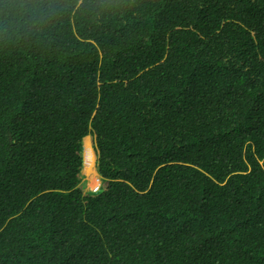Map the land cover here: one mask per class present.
Wrapping results in <instances>:
<instances>
[{
	"label": "trees",
	"instance_id": "trees-1",
	"mask_svg": "<svg viewBox=\"0 0 264 264\" xmlns=\"http://www.w3.org/2000/svg\"><path fill=\"white\" fill-rule=\"evenodd\" d=\"M108 2L0 24V264H264V0Z\"/></svg>",
	"mask_w": 264,
	"mask_h": 264
},
{
	"label": "clouds",
	"instance_id": "clouds-1",
	"mask_svg": "<svg viewBox=\"0 0 264 264\" xmlns=\"http://www.w3.org/2000/svg\"><path fill=\"white\" fill-rule=\"evenodd\" d=\"M110 7L108 0H16L15 6L5 3L0 24L6 25V33L12 29L13 34L23 32L24 35H31L43 32L64 20L75 23L79 19H95ZM99 177L100 183L92 189L93 192L100 190L103 184L100 175Z\"/></svg>",
	"mask_w": 264,
	"mask_h": 264
},
{
	"label": "rangeland",
	"instance_id": "rangeland-1",
	"mask_svg": "<svg viewBox=\"0 0 264 264\" xmlns=\"http://www.w3.org/2000/svg\"><path fill=\"white\" fill-rule=\"evenodd\" d=\"M87 145H89L92 148V151L94 152V164H92L91 166L87 167L86 162L84 161V166H83V174H84V178L83 181H85V186L86 189H89L90 191L94 188H96V186H91L90 185V179H91V171H94L95 174L97 175V177L99 178V183H100V177L99 174L97 173L96 170V151H95V147H94V140H93V136L88 135L87 137L84 138V160L86 158V147Z\"/></svg>",
	"mask_w": 264,
	"mask_h": 264
},
{
	"label": "bare ground",
	"instance_id": "bare-ground-1",
	"mask_svg": "<svg viewBox=\"0 0 264 264\" xmlns=\"http://www.w3.org/2000/svg\"><path fill=\"white\" fill-rule=\"evenodd\" d=\"M94 152L92 151V148L87 145L86 147V158H85V162L87 167L91 166L92 164H94L93 160H94ZM91 174V179H90V185L91 186H96L99 184V178L97 177V175L95 174L94 171L90 172Z\"/></svg>",
	"mask_w": 264,
	"mask_h": 264
}]
</instances>
